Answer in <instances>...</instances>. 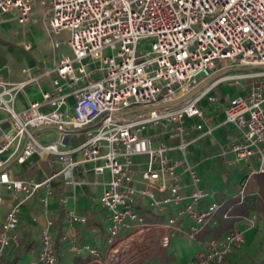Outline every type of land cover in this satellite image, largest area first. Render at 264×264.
I'll use <instances>...</instances> for the list:
<instances>
[{
  "label": "built area",
  "instance_id": "built-area-1",
  "mask_svg": "<svg viewBox=\"0 0 264 264\" xmlns=\"http://www.w3.org/2000/svg\"><path fill=\"white\" fill-rule=\"evenodd\" d=\"M0 13L21 25L40 22L60 37L53 49H68L52 67H24L22 79L0 80V110L10 120L0 135V186L12 202L0 226V264H59L51 220L41 230L36 260L2 259L20 244L21 204L42 190L46 207L55 177L73 188L86 183L76 177L83 164L90 165L83 173L106 178L98 199L106 212V250L102 256L88 243L73 244L74 256H87V264L118 263L141 242L138 252L154 247L152 256L178 232L200 245L188 264H227L257 216L221 236L204 232L217 226L227 200H242L251 178L264 173V0H0ZM41 80L49 89L40 100L16 110L17 95ZM221 84L244 93L219 96L214 90ZM203 102L221 108L217 127L233 129L220 150L225 164L243 162L247 170L235 196L220 202L209 201L214 195L189 154L213 137ZM51 128L57 139L41 143L37 133ZM33 153L57 156L59 171L42 181L12 178L8 167ZM148 217L167 221L148 223ZM68 218L85 221L73 212Z\"/></svg>",
  "mask_w": 264,
  "mask_h": 264
},
{
  "label": "crops",
  "instance_id": "crops-1",
  "mask_svg": "<svg viewBox=\"0 0 264 264\" xmlns=\"http://www.w3.org/2000/svg\"><path fill=\"white\" fill-rule=\"evenodd\" d=\"M37 25L44 31L47 40L39 39L38 29L35 28ZM20 35L21 38L18 37ZM55 39V36L47 34L40 22L21 25L11 15L0 13V80L14 82L22 79L21 69L24 67H29L33 71L42 66L52 67L55 60L63 53H58V51L52 48V41ZM24 43H29V50L24 48ZM48 89V80H41L38 85L32 84L28 86L25 92L17 95L14 102L15 109L21 110L26 108L30 100H40L41 90ZM214 93L219 96L225 94L233 96L238 93L243 94L244 90L237 85L221 84L214 90ZM202 106L204 109L206 108L205 102L202 103ZM206 113L210 118L211 124L214 126V130L217 129L222 134L219 137H208L203 141L196 142L189 149L190 158L196 164L197 170L202 164L207 166L206 172L209 170H224L228 166L220 156V150L221 146L226 142L229 133L217 127L218 122L222 120V110L215 105L211 111ZM9 128V116L5 111L0 110V135ZM37 136L41 143L47 144L55 141L58 133L56 129L51 128L39 131ZM74 158L80 159V155L75 154ZM89 167V164H83L76 172V177L84 178L86 181L81 186L73 188L66 185L61 177L53 178L50 182L51 193L48 196V205L46 207L39 202V197L43 196L42 190L21 204L17 226L20 244L18 247H11L5 251L2 259L3 263L36 260L39 254L41 230L48 220L52 221L50 231L59 264H74L76 258L80 260L88 259L85 255L80 257L74 256L71 252L73 244L88 243L97 247L101 255L104 256L106 250V231L104 230L106 212L100 207L98 199L103 189L102 182L106 178L95 176L90 171L86 173L82 172V170L89 169ZM235 168L243 173V177L247 174L243 162L235 166ZM59 169L60 162L57 156L33 153L23 163H13L10 165L8 172L15 179L42 181L55 174ZM0 195L2 196V203L0 205L1 226L12 202L10 194L3 186H0ZM213 195L215 197V194ZM222 199L224 198L222 197ZM69 212H73L77 216L84 218L85 221H70L68 218ZM238 226L244 228V224ZM246 232H249V230ZM180 236L189 240L182 236V234ZM62 237H65V239H61ZM155 253L149 258H152ZM162 260V262L170 264L175 259L166 257ZM142 263L143 260L140 264Z\"/></svg>",
  "mask_w": 264,
  "mask_h": 264
},
{
  "label": "rangeland",
  "instance_id": "rangeland-1",
  "mask_svg": "<svg viewBox=\"0 0 264 264\" xmlns=\"http://www.w3.org/2000/svg\"><path fill=\"white\" fill-rule=\"evenodd\" d=\"M38 29V37L41 40H47V36L44 31L41 29L39 25L35 26ZM15 31V29H14ZM21 38V35L18 36ZM31 39L30 36H28ZM56 39H60V37L55 36ZM63 53H68V49L65 46H62L59 50H56ZM105 54H110V52L105 51ZM243 71L248 70L247 68H242ZM214 105L210 104L207 106L204 111L209 112L212 110ZM229 133H233V129L229 130ZM222 134L221 131L215 129L213 131V137H219ZM137 158H135L136 160ZM207 166L203 164L198 168V173L201 176V184L207 189L210 193L215 194V197L210 198L209 201L220 202L223 198H230L235 196L237 190L239 188V183L241 177H243V173L240 172L237 168L228 167L222 170H209L206 172ZM249 187V186H248ZM247 187V189H248ZM206 203H204L205 205ZM264 215L257 214L256 225L253 229L246 232L244 235V241L240 245L239 248L235 249L232 253H230L226 258L227 264H262L264 262ZM167 221L164 218H154L148 217L146 218V222L148 223H160ZM244 224L243 222H239L238 225ZM104 230L107 232L106 221L104 223ZM241 226H238L240 228ZM126 232H121L120 236L123 237ZM140 243V242H139ZM144 243H140L139 246L129 245L128 248H131V251H125L120 256V261L118 263L110 262V264H140L143 260L142 264H166L162 262L163 258L171 257L175 259L170 264H188L190 258L195 255L198 248L200 247L198 241L195 240H187L180 236L178 232H175L174 236L171 238V244L168 248L157 249L155 255L152 258H149L152 254L150 251H142L138 252V247L143 245ZM152 246H156L155 243ZM145 249L146 245H145ZM154 252V251H153ZM151 253V254H150Z\"/></svg>",
  "mask_w": 264,
  "mask_h": 264
},
{
  "label": "trees",
  "instance_id": "trees-1",
  "mask_svg": "<svg viewBox=\"0 0 264 264\" xmlns=\"http://www.w3.org/2000/svg\"><path fill=\"white\" fill-rule=\"evenodd\" d=\"M224 214L227 216L224 217ZM252 214L264 215V173L251 178L242 200L230 198L226 201L217 214V226L213 230H206L204 235L211 233L214 236H221L230 229L238 227L239 222L244 223V220ZM86 262L87 259L76 258L74 264H85Z\"/></svg>",
  "mask_w": 264,
  "mask_h": 264
}]
</instances>
